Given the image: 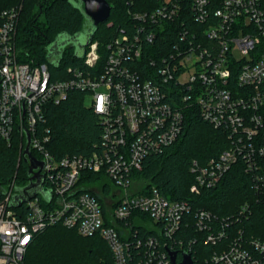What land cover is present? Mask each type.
Returning <instances> with one entry per match:
<instances>
[{
    "label": "built area",
    "instance_id": "built-area-1",
    "mask_svg": "<svg viewBox=\"0 0 264 264\" xmlns=\"http://www.w3.org/2000/svg\"><path fill=\"white\" fill-rule=\"evenodd\" d=\"M126 3L128 24L103 47L91 42L83 65L57 73L46 63L21 59L16 37L23 4L0 11V137L11 144L18 136L23 153L29 133L31 151L44 163V193L18 208L11 207L15 180L0 194V264H24L35 237L55 225L85 237L100 235L115 264H173L169 251L177 252L181 262L191 247L179 241V260L169 240L186 222L189 203L169 200L157 189L132 191V183L149 154L177 141L191 107L222 130L229 143L205 165L193 162L191 191L215 187L241 161L264 198V0ZM138 4L148 6L136 11ZM168 29L175 36L172 42L158 53L150 50L148 45L158 43ZM74 90L91 97L102 139L90 155L57 159L48 147L50 129L42 126L45 107L60 104ZM87 172L103 173L114 185L110 207L103 206L97 192L80 186ZM253 213L249 202L225 218L196 212L197 230L206 233L207 244L217 246L212 264H264V237L236 226ZM142 215L152 221L149 227L161 235L167 253L157 237L135 235L131 220L141 224Z\"/></svg>",
    "mask_w": 264,
    "mask_h": 264
},
{
    "label": "trees",
    "instance_id": "trees-1",
    "mask_svg": "<svg viewBox=\"0 0 264 264\" xmlns=\"http://www.w3.org/2000/svg\"><path fill=\"white\" fill-rule=\"evenodd\" d=\"M112 7L109 22L97 27L88 26L83 6L79 0H0V11L16 4H23L18 27L17 47L21 50L23 61L35 64L46 63L53 72H65L68 68L84 64L82 54L87 51L79 44H68L51 53V45L60 36L74 37L77 34H92V42L98 41L101 47L113 38L119 28L130 21L126 14V0H107ZM148 4H138L135 10H143ZM152 7V6H151ZM192 26V24H191ZM175 36L171 29L158 36V43L148 45L155 53L163 51ZM149 65L150 62H147ZM42 126L50 129L51 142L48 145L57 158L67 155H90L102 139V126L99 115L86 105V94L80 90L69 93L60 104L45 107V122ZM18 136L11 144L0 137V194L7 191L15 180V191L29 183V163L23 158ZM229 146L222 130L204 120L196 107L188 108L184 116L183 131L177 141L161 152L151 153L144 160L143 167L133 175V180L142 182L140 193L157 189L163 196L173 201H186L191 207L181 231L169 240L179 250L191 247L194 264H212L209 261L217 246L206 243V233L198 231L195 215L204 209L220 218L232 216L245 202L253 205L254 213L247 221L237 222V227L246 229L247 235L264 237V198L254 189L253 177L245 170L241 161L235 164L213 188L191 191L195 175L191 171L194 161L205 165L216 159ZM34 157L38 154L32 151ZM101 179H108L103 173L87 172L80 186L90 189ZM109 182V181H108ZM106 181L105 193L111 192ZM92 191V190H91ZM94 192V191H92ZM103 206L104 200L99 197ZM106 207V206H105ZM143 222L131 225L137 237L145 240L157 237L161 251L166 252L162 237L156 229L149 227L152 221L146 215ZM108 225H113L107 218ZM121 226L125 222L120 223ZM168 241V242H169ZM24 264H115L114 255L100 235L85 237L76 230L55 225L39 233L30 244ZM152 264H160L155 261Z\"/></svg>",
    "mask_w": 264,
    "mask_h": 264
},
{
    "label": "water",
    "instance_id": "water-1",
    "mask_svg": "<svg viewBox=\"0 0 264 264\" xmlns=\"http://www.w3.org/2000/svg\"><path fill=\"white\" fill-rule=\"evenodd\" d=\"M83 6V13L85 14L88 26L97 27L101 23H105L109 20L112 7L107 0H79ZM92 42V34L87 31L85 34H77L74 37L60 36L51 45L50 52L53 54L58 50L66 47L68 44H79V47L85 48ZM85 55V52L82 56ZM31 135H27V145L23 151V158L29 163V181L30 183L24 187L17 189V193L14 195L11 207L18 208L25 202L30 201L35 196L43 192L42 184L44 182V176L40 174V171L44 167V163L35 158L32 154L31 148ZM39 169V171H36ZM169 256L173 264H193V260L190 254L184 253L181 262H177V252L169 251Z\"/></svg>",
    "mask_w": 264,
    "mask_h": 264
},
{
    "label": "rangeland",
    "instance_id": "rangeland-1",
    "mask_svg": "<svg viewBox=\"0 0 264 264\" xmlns=\"http://www.w3.org/2000/svg\"><path fill=\"white\" fill-rule=\"evenodd\" d=\"M86 105L87 106L91 105V97L89 95H87V98H86ZM106 181L108 182L109 180L108 179H101L98 182H96L94 186H91L90 189L94 192H97L103 198L106 206L110 207L113 203V198H114L113 195L115 194V190H114V185L111 183V181H109L108 183H109V186L111 187L112 190L110 193H105L103 191V186L106 185ZM132 186H133L132 191H139L140 187L143 185H142V182L133 180ZM105 196H107V197H105Z\"/></svg>",
    "mask_w": 264,
    "mask_h": 264
},
{
    "label": "flooded vegetation",
    "instance_id": "flooded-vegetation-1",
    "mask_svg": "<svg viewBox=\"0 0 264 264\" xmlns=\"http://www.w3.org/2000/svg\"><path fill=\"white\" fill-rule=\"evenodd\" d=\"M40 174L43 175L41 172H40ZM29 183H30V181H29Z\"/></svg>",
    "mask_w": 264,
    "mask_h": 264
}]
</instances>
